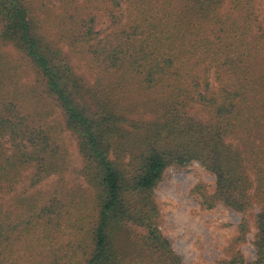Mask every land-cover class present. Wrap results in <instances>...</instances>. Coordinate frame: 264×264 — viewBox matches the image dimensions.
I'll list each match as a JSON object with an SVG mask.
<instances>
[{"label": "trees", "instance_id": "obj_1", "mask_svg": "<svg viewBox=\"0 0 264 264\" xmlns=\"http://www.w3.org/2000/svg\"><path fill=\"white\" fill-rule=\"evenodd\" d=\"M0 45V264H184L155 189L194 163L264 264V0H0Z\"/></svg>", "mask_w": 264, "mask_h": 264}, {"label": "rangeland", "instance_id": "obj_2", "mask_svg": "<svg viewBox=\"0 0 264 264\" xmlns=\"http://www.w3.org/2000/svg\"><path fill=\"white\" fill-rule=\"evenodd\" d=\"M82 167V158L73 147L70 165L62 176L68 187H86L80 175ZM31 175L28 173L25 182L19 186L20 193L46 191L58 180L57 176H52L32 188ZM199 184H204L209 194L214 193L215 176L199 163L186 170L175 166L166 170L155 189L160 210L159 226L163 235L184 264H217L239 251L244 256L245 264H252L255 260L254 223L251 220L246 240L235 242L239 238L242 215L222 203L212 209L203 206L200 196L194 191Z\"/></svg>", "mask_w": 264, "mask_h": 264}]
</instances>
